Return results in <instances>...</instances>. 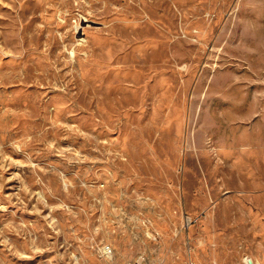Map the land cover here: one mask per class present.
<instances>
[{
	"label": "rangeland",
	"instance_id": "1",
	"mask_svg": "<svg viewBox=\"0 0 264 264\" xmlns=\"http://www.w3.org/2000/svg\"><path fill=\"white\" fill-rule=\"evenodd\" d=\"M141 256L264 264V0H0V264Z\"/></svg>",
	"mask_w": 264,
	"mask_h": 264
},
{
	"label": "built area",
	"instance_id": "2",
	"mask_svg": "<svg viewBox=\"0 0 264 264\" xmlns=\"http://www.w3.org/2000/svg\"><path fill=\"white\" fill-rule=\"evenodd\" d=\"M102 253H103L105 256L108 257V255L112 253V248H111V246H110V245L104 246V247L102 248ZM133 264H145V263H144V257L141 256V257H140V260L134 262Z\"/></svg>",
	"mask_w": 264,
	"mask_h": 264
}]
</instances>
